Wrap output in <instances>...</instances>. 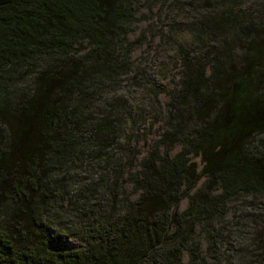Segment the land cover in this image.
Listing matches in <instances>:
<instances>
[{"label": "trees", "instance_id": "1", "mask_svg": "<svg viewBox=\"0 0 264 264\" xmlns=\"http://www.w3.org/2000/svg\"><path fill=\"white\" fill-rule=\"evenodd\" d=\"M134 1L0 0V264H183V250L189 264H207L197 223L219 261L215 225L227 206L243 195L264 196V151L254 146L264 133V88H256L264 27L209 15L199 27L214 53L182 50L165 129L131 175L137 197L124 189L112 196V222L96 227L99 213L86 248L59 245L52 231L71 187L64 175L88 132H79L78 116L89 90L119 76L121 57L137 45L127 39L139 20ZM236 44L247 53L239 67ZM90 129L103 139L110 124L91 121ZM185 197L189 205L179 212Z\"/></svg>", "mask_w": 264, "mask_h": 264}, {"label": "rangeland", "instance_id": "2", "mask_svg": "<svg viewBox=\"0 0 264 264\" xmlns=\"http://www.w3.org/2000/svg\"><path fill=\"white\" fill-rule=\"evenodd\" d=\"M134 5L139 20L128 28L127 39L136 47L125 59L121 57L119 76L89 90L84 114L78 116L83 118L79 132H88L81 137V153L65 172L71 187L63 216L52 231L59 245L67 250L86 248L88 229L99 213L102 217L97 219L96 227L111 224L108 202L112 196L122 194L124 189L132 199L137 197L131 175L140 170L165 129L164 104L180 80L182 50L197 57L214 53L207 47L210 38L200 31L202 19L230 14L241 23L244 19L264 27V0H135ZM234 48L239 67L247 53L244 45L236 44ZM123 53L118 48V54ZM29 81L28 78L16 86L23 88ZM256 88L262 92L264 75ZM91 121L110 124L105 138L100 139L101 135L90 129ZM254 146L264 151V133L255 137ZM180 149L177 145L172 154ZM192 160L201 170V158L194 156ZM99 177L103 181L96 189L90 184ZM205 182L204 178L199 187ZM194 193L195 190L191 195ZM188 205L189 199L183 198L178 211L184 212ZM226 210L223 222L215 225L219 261H214V252L208 249L203 224H196L202 257L207 264H264V196L243 195ZM182 262L189 264L185 250Z\"/></svg>", "mask_w": 264, "mask_h": 264}]
</instances>
